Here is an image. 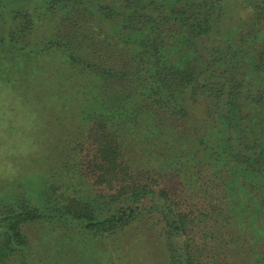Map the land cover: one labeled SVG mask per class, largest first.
<instances>
[{
    "label": "trees",
    "instance_id": "16d2710c",
    "mask_svg": "<svg viewBox=\"0 0 264 264\" xmlns=\"http://www.w3.org/2000/svg\"><path fill=\"white\" fill-rule=\"evenodd\" d=\"M41 59L80 123L4 186L0 264H264V0H0L1 64Z\"/></svg>",
    "mask_w": 264,
    "mask_h": 264
},
{
    "label": "rangeland",
    "instance_id": "374dc122",
    "mask_svg": "<svg viewBox=\"0 0 264 264\" xmlns=\"http://www.w3.org/2000/svg\"><path fill=\"white\" fill-rule=\"evenodd\" d=\"M35 67H42L40 75L51 82H58L64 77L59 63L55 64L54 59H41L30 67L22 65L14 72L6 70L0 61V194L7 191V187L21 192L37 188L39 181L41 182L54 166L53 159L58 158L55 152L60 146L59 136L65 135L67 131L71 132L80 123L79 117L73 111L74 104H70L67 99H46L48 93L42 89L41 84H37L38 73H31ZM15 77L17 81L13 83ZM71 87L72 84L66 83L64 88L60 89L68 91ZM14 181L16 184L12 185ZM44 228H29L27 232L31 240L38 238L39 234L41 236ZM53 241L60 248L65 245L59 235H55ZM143 241L142 237L139 246L132 248L130 252L121 251V258L115 260V264L162 262L161 256L155 251H150ZM43 247L42 245L41 250ZM98 247L95 245V248L90 249L97 251ZM93 250L90 251L96 259V264H100L101 257L94 254Z\"/></svg>",
    "mask_w": 264,
    "mask_h": 264
}]
</instances>
